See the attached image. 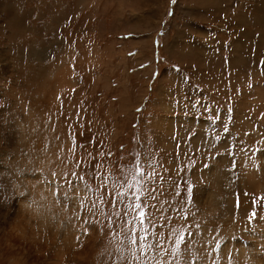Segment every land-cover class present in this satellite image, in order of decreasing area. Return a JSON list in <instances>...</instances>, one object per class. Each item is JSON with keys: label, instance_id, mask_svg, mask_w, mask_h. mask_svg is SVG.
Instances as JSON below:
<instances>
[{"label": "rangeland", "instance_id": "obj_1", "mask_svg": "<svg viewBox=\"0 0 264 264\" xmlns=\"http://www.w3.org/2000/svg\"><path fill=\"white\" fill-rule=\"evenodd\" d=\"M0 264H264V0H0Z\"/></svg>", "mask_w": 264, "mask_h": 264}, {"label": "clouds", "instance_id": "obj_2", "mask_svg": "<svg viewBox=\"0 0 264 264\" xmlns=\"http://www.w3.org/2000/svg\"><path fill=\"white\" fill-rule=\"evenodd\" d=\"M106 251H110V249H106Z\"/></svg>", "mask_w": 264, "mask_h": 264}, {"label": "snow or ice", "instance_id": "obj_3", "mask_svg": "<svg viewBox=\"0 0 264 264\" xmlns=\"http://www.w3.org/2000/svg\"><path fill=\"white\" fill-rule=\"evenodd\" d=\"M152 247H153V245H152Z\"/></svg>", "mask_w": 264, "mask_h": 264}]
</instances>
